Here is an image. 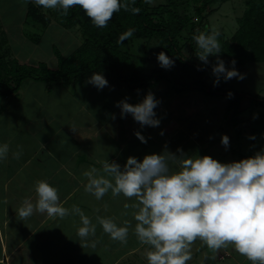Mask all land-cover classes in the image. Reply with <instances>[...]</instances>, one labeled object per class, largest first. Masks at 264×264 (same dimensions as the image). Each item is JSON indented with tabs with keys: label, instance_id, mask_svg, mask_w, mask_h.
<instances>
[{
	"label": "crops",
	"instance_id": "crops-1",
	"mask_svg": "<svg viewBox=\"0 0 264 264\" xmlns=\"http://www.w3.org/2000/svg\"><path fill=\"white\" fill-rule=\"evenodd\" d=\"M33 1L0 0V25H5V29L15 26L7 19V13L12 10L23 29L29 24L28 5ZM44 88L46 94L53 95L52 102L45 107H42L45 103H38L36 99L31 103L32 88L22 91L20 87L9 96L17 100L18 108L22 100L28 98L30 103L25 102L26 106L33 112L21 119L19 117L28 112L19 109L17 119L6 121L11 132L0 134V146L8 145L7 157L0 159V259L9 257L11 264H149L147 253L153 250L152 246L142 243L135 231V214L139 209L133 205L137 198H128L122 193L114 196L109 189L98 200L85 190L88 178L83 173L96 168L97 176H104L114 184V178L103 171L105 161H114L123 169L130 156L142 162L146 155L162 154L165 149L178 156L179 168L180 159L194 156L191 149L197 148L195 137L183 134L180 129L172 132L165 129L169 120L162 109L168 103L159 101L156 96L159 103L154 111L160 124L142 127L131 114L122 118L117 102L92 106L80 96L65 95L66 87L50 89L46 84ZM112 90L119 93L113 86ZM163 90L172 97L175 95ZM142 94L146 96L148 92ZM127 100L134 104L130 97ZM137 131L147 143L137 138ZM178 149L185 151L181 153ZM37 181H47L58 190L59 204L70 210L68 216L49 217L46 212L41 214L34 210L28 218L19 217L18 210L26 198L35 206ZM73 205L96 226L95 234H90L87 240L77 235L83 225L80 216L71 212ZM97 217L111 219L117 227H127L126 243L113 240Z\"/></svg>",
	"mask_w": 264,
	"mask_h": 264
},
{
	"label": "clouds",
	"instance_id": "clouds-1",
	"mask_svg": "<svg viewBox=\"0 0 264 264\" xmlns=\"http://www.w3.org/2000/svg\"><path fill=\"white\" fill-rule=\"evenodd\" d=\"M151 4L153 0H145ZM34 3L45 9H54L59 5L66 15L73 6L79 5L92 23L99 28L107 27L113 14L123 8L129 10L128 4L121 0H34ZM133 14L140 12L132 7ZM134 29L120 35L118 43L130 38ZM218 31L200 32L193 39L200 50L196 56L204 64L210 63L209 57L215 56L212 73L216 77L214 86L220 78L225 81L238 78L243 80L236 68L226 67L220 59L221 46ZM163 68H171L175 61L165 52L157 55ZM90 83L102 90L108 85L107 79L100 73H93L88 79ZM232 93H229L231 96ZM159 101L154 94L148 93L138 104L128 103L127 98L117 102L121 109V117L131 114L141 126L158 127L160 120L154 109ZM115 116H113V119ZM138 139L147 143L146 138L137 131ZM163 135V132H161ZM254 138V137H253ZM222 144L229 146V137H222ZM178 152H183L178 149ZM8 145L0 146V159L7 157ZM18 157L19 153H14ZM175 153L167 149L162 154L146 155L143 161L136 157H128L126 164L116 162L103 164V171L114 178L113 184L104 176H97L98 169L91 168L83 173L88 178L85 190L96 199H101L109 189L114 196L123 194L125 197H136L138 208L135 214L136 234L142 243L152 246L147 253L149 264H186L191 259L189 246L197 238L204 241L210 249H219L232 243L236 251L249 260L264 264V151L258 152L239 162L222 164L210 156H195L180 159L179 171H172L169 160L177 159ZM180 157H184L181 155ZM38 199L35 206L29 199L23 201L18 210L21 219L30 217L34 210L49 217L64 218L70 210L59 204L58 190L47 181H37ZM71 212L81 218L82 227L77 235L87 240L95 234V225L85 216L83 211L73 205ZM103 230L113 240L126 243L127 227H117L111 220L97 217ZM95 247V244H92Z\"/></svg>",
	"mask_w": 264,
	"mask_h": 264
},
{
	"label": "trees",
	"instance_id": "trees-1",
	"mask_svg": "<svg viewBox=\"0 0 264 264\" xmlns=\"http://www.w3.org/2000/svg\"><path fill=\"white\" fill-rule=\"evenodd\" d=\"M226 1L165 0L154 4L153 0L149 4L145 0H121L122 4L130 6L129 10L121 8L114 13L105 28L96 27L79 5L70 8L66 15L58 5L52 12L53 16L66 28L72 29L77 25L82 37L81 44L68 55H64L55 45L54 53L59 63L57 68L43 61L29 65L20 63L16 57L7 59L8 51H4L0 54V99L18 92L27 79L45 82L51 88L52 85L82 83L93 73L104 70L111 86L124 90L142 88L150 92L161 81H166L173 94L198 91L206 97H221L226 100L224 117L231 116L230 123L237 126L240 123L243 99L248 97L252 104H264V97L227 88L221 83L214 86V82H209L210 69L198 62L194 55H190L191 50L196 53L200 51L193 36L200 32H215L207 22L208 17ZM190 4L195 6L193 16L189 14ZM132 7L139 8L140 12L133 14ZM27 16L43 25L50 20L46 13L40 11V6L32 2L28 5ZM263 21L264 0H248L244 14L238 18L239 27L236 32L228 38L219 32L221 54L230 61L235 60L238 68L250 61L264 62ZM200 23L201 27L198 26ZM130 28L135 30L133 35L123 43H118L120 35ZM135 38L149 41L157 38L161 49L178 64V68L181 67L182 74L172 76L165 68L147 73L144 60L148 53L143 57L134 54L132 46ZM187 47L191 48L190 53L184 52ZM138 58L143 61L139 63ZM229 93L232 95L229 96ZM240 158L244 160L248 157L240 154ZM255 264H259V261Z\"/></svg>",
	"mask_w": 264,
	"mask_h": 264
},
{
	"label": "rangeland",
	"instance_id": "rangeland-1",
	"mask_svg": "<svg viewBox=\"0 0 264 264\" xmlns=\"http://www.w3.org/2000/svg\"><path fill=\"white\" fill-rule=\"evenodd\" d=\"M163 1L165 0H154L153 3L157 4ZM247 1L227 0L219 6L217 11L208 17L207 22L214 31L224 33L226 38L231 37L239 27L238 18L244 14L247 8ZM32 3L38 6L34 1ZM54 9H45L40 6V11L46 13L50 17V20H48L46 25H43L28 17L27 23L29 24L24 25L23 29L18 24L20 21L18 20V16H15V11L9 10L7 19H10L11 22H9L12 26H15L12 29H5V25H0V54L8 51L7 54L9 56L7 55V59L8 57H16L20 63L29 65H37L43 61L48 66L57 68L59 63L58 57L54 53V46L56 45L64 55H68L81 44L82 37L80 28L77 25L69 29L59 24L52 14ZM188 10L189 14L193 16L195 14L194 4H190ZM201 25V23L198 24L199 27ZM133 43L132 50L137 57H143L148 53L146 60H144L146 61L144 68L147 73H151L154 69L163 68L160 66L158 59H154L157 56V52H164L157 38H153L150 41L144 38H135ZM190 49L187 47L184 49V52L188 53ZM197 53L191 50L190 55H194L198 62L210 69L208 73L209 82H215L216 77L212 73V64L216 62V57L210 56V63L204 64L196 56ZM219 55L220 59L226 62V67L231 68V61L221 53ZM137 60L139 63L143 61L141 58ZM180 68H178L177 63H174V66L165 69L169 73H172V76H178L182 74ZM235 68L241 74H244L245 78L243 80L233 78L225 81L221 77L219 83L227 88L259 94L264 97V62L250 61L241 68L235 65ZM99 73L107 79V73L104 70ZM87 81L88 79L82 83L77 82L74 85H52L50 89L66 87L68 90H65V95L80 96L84 102L92 106H95V103L106 101L111 105V102H118L129 97L134 101L133 105H135L142 102L145 98V95L142 94H145V90H142V88L124 90L113 87L119 92L116 94L121 95L118 98L113 93L108 79V85L102 90L87 83ZM46 84L45 82L27 79L23 82L21 90L26 89L27 91L29 88H32L31 103L32 101L34 103L36 99L38 103H45L42 105V107H45L48 102H52L53 100V95H48L44 92ZM162 89L170 90L166 81H161L153 89V92L150 93L154 94L159 101H166L168 103L162 109L169 120L165 129L169 132L180 129L183 134H191L192 137H195L197 148L195 147V150L191 149L194 155L192 157L210 156L222 164H228L241 161L240 154L250 158L254 157L258 152L264 151V104H256L255 101V104H252L248 97L243 99L241 105L242 111L239 114L240 123L235 126L229 121L231 116L224 117L226 100L221 97H206L205 94L198 91L184 94L175 93L172 97L171 94H167L169 93L168 91L163 90L162 92ZM25 102L30 103L28 98L24 99L21 102V107L18 108V102L17 100H13V97L11 99L9 97L1 98L0 107L3 109L0 110V134L11 132V126L6 121L14 118L17 119L19 109H21V112H28L22 114L19 117L21 119H26L29 113L33 112L26 106ZM55 110H57V105L55 106ZM50 112L53 111L50 110ZM224 135L229 137L230 142L227 147L221 142ZM182 150L185 151L184 149ZM169 165L173 171H179L177 159L175 161L171 160ZM189 254L191 255V259L186 264H253V261L236 251L235 245L232 243L225 244L221 248L214 250L210 249L204 241L197 238L190 244Z\"/></svg>",
	"mask_w": 264,
	"mask_h": 264
},
{
	"label": "built area",
	"instance_id": "built-area-1",
	"mask_svg": "<svg viewBox=\"0 0 264 264\" xmlns=\"http://www.w3.org/2000/svg\"><path fill=\"white\" fill-rule=\"evenodd\" d=\"M0 264H10V260L9 257H4L2 259H0Z\"/></svg>",
	"mask_w": 264,
	"mask_h": 264
}]
</instances>
